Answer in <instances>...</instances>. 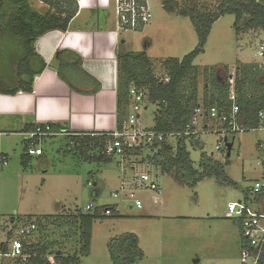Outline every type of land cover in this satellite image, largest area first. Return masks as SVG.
<instances>
[{"label": "rangeland", "instance_id": "rangeland-1", "mask_svg": "<svg viewBox=\"0 0 264 264\" xmlns=\"http://www.w3.org/2000/svg\"><path fill=\"white\" fill-rule=\"evenodd\" d=\"M164 1L169 2V7L170 2H175L179 9L215 13L227 0H147L152 15L150 22L143 31L127 32L124 39L132 51H142L144 42L150 43L147 52L158 80L165 78L162 64L166 59H182L198 44L190 19L179 15L172 6L164 9ZM245 21L243 17L238 23V34L234 15L226 14L212 25L203 53L193 61L199 98L207 82L204 74L210 76V68L215 69V76L225 80L224 68L233 71L237 65L262 62L258 52L264 48V29H244ZM9 53L10 47L2 45L0 62H6ZM190 80L187 78L180 85L181 93L191 86ZM154 114L155 108L148 106L142 112L143 125L152 126ZM21 127L15 118L0 119V154L8 159L0 170V242H5L7 248L13 240L20 241L22 246L39 241L47 245L48 258L53 264H56L55 256L71 257L75 251L78 264H112L108 241L123 233H133L143 252V258L135 264H243L246 261L239 227L225 218V211L229 203L242 199L255 181L262 180L264 125L231 136L233 146L228 158L227 152L214 150L217 138L214 134H203L195 143H186L192 171L160 174L156 180L160 194L137 192L140 209L126 200L123 192L118 198L112 196L129 175L127 169L123 171L119 166L118 157L104 161L93 151L89 158H83L72 152L73 145L66 138L57 135L43 137L39 144L35 143L34 147L41 149V157L23 159L28 134ZM170 145L175 150V141ZM148 154L145 149L143 156L148 158ZM210 154L224 164L228 181L214 174L202 175V156ZM200 174V181L193 185L192 179ZM87 205L93 209L87 211ZM107 206L115 209L113 215L92 222L89 253L80 256L75 216L93 214L96 210L104 216ZM148 213L158 217H146ZM49 217L55 219L46 220ZM17 260L7 257L0 264H16Z\"/></svg>", "mask_w": 264, "mask_h": 264}, {"label": "trees", "instance_id": "trees-1", "mask_svg": "<svg viewBox=\"0 0 264 264\" xmlns=\"http://www.w3.org/2000/svg\"><path fill=\"white\" fill-rule=\"evenodd\" d=\"M50 7L46 14H40L33 10L28 0H0V48L8 45L15 54H18L17 61L19 80L22 83L11 90L9 93L15 95L18 91L25 93L32 92L33 80L45 67V64L35 55L33 43L42 35L49 31H65L69 22L77 12L76 0H43ZM171 8L176 10L179 15L188 17L193 25L198 44L197 47L182 59L168 58L163 62L167 82L158 80L151 67V61L146 53L127 52L118 49L117 52V112L120 116L117 128L121 127L122 121L128 113L129 89L134 86L138 89L146 90L148 98L156 104L153 117V130L159 133L182 132L185 125L189 122L193 110L198 106L209 107L215 105L225 109L230 107L228 101V87L222 78L215 76V69L210 68L209 74H204L206 83L202 91L201 98L198 97L196 88V67L193 65L194 59L203 53V47L210 34L212 25L226 14L234 15V28L238 34V23L244 18V29H264V0H248L247 2L236 3L234 0H227L218 7L215 13H200L194 9H179L177 4L170 2ZM169 2H163V8L171 9ZM65 56H71V62L63 61ZM54 61L58 63L56 67L57 75L65 81L71 88L81 92L79 86L91 85L93 89L88 91L94 93L99 90V85L88 74L81 69V59L69 51H57ZM250 65V64H249ZM247 64L237 65L235 74V92L239 107V117L244 126L257 129L264 125V120H260L258 114L264 112V72L258 64L249 66ZM67 69L71 72L68 73ZM224 76L227 77L228 70L224 68ZM227 70V71H226ZM191 79L189 88L180 92V85L185 79ZM88 81V82H87ZM83 91V90H82ZM24 132L45 133L55 137L58 134L65 135L70 145H73L72 152L77 153L83 158H89L91 152H97L98 159L111 160L113 158L104 155V147L111 137L105 134H78L71 135L64 126L48 125H24ZM37 140V139H36ZM27 140L25 157H30L27 153L31 141ZM41 141V139H40ZM196 139L180 138L175 142V150L166 142L161 144L160 150L152 156H148L155 166L160 167L161 174L174 171L191 172L192 163L186 151V143L193 144ZM217 152H227L221 150ZM228 158V157H227ZM202 175L215 176L228 181L224 173V164L214 158L213 154L203 155L201 161ZM201 174L193 178L191 183L195 185L201 179ZM248 192V191H247ZM246 192V193H247ZM264 194L257 198L262 199ZM110 216H101L96 210L93 214H79L75 216L77 222L78 240L80 256H87L90 248L92 222L99 217H111L114 212L113 207ZM72 217V216H71ZM55 219L52 217L46 218ZM34 225V224H32ZM35 226V225H34ZM0 251L7 253L8 248L5 242H0ZM107 251L112 264H135L143 258V252L139 247L138 237L133 233H123L111 238L107 243ZM47 245L43 242L30 243L22 246V256L18 258L16 264H53L48 258ZM75 251L71 257H56V264H78L79 258ZM26 257L22 260V257ZM264 264V257L261 259Z\"/></svg>", "mask_w": 264, "mask_h": 264}, {"label": "crops", "instance_id": "crops-1", "mask_svg": "<svg viewBox=\"0 0 264 264\" xmlns=\"http://www.w3.org/2000/svg\"><path fill=\"white\" fill-rule=\"evenodd\" d=\"M28 3L40 14L51 11L43 0H28ZM76 3L77 12L65 31H49L33 43L34 53L45 67L35 75L31 93L21 90L15 95L9 93L24 79L18 74L19 55L10 48L5 64L0 62V119L15 118L22 131L24 125L54 124L66 127L71 135L102 134L116 129L121 119L117 112V52L119 48L141 51L129 50L124 39L129 31L118 27L115 0H76ZM145 26L135 31H143ZM149 46L148 41L144 42L142 51L151 61ZM57 51L77 55L81 69L95 80L99 90L89 93L93 89L91 85H77L79 92L63 81L56 72ZM63 61L69 63L72 57L65 56ZM146 217L158 216L148 213Z\"/></svg>", "mask_w": 264, "mask_h": 264}, {"label": "built area", "instance_id": "built-area-1", "mask_svg": "<svg viewBox=\"0 0 264 264\" xmlns=\"http://www.w3.org/2000/svg\"><path fill=\"white\" fill-rule=\"evenodd\" d=\"M115 13L118 27L125 31H135L144 27L152 18L147 0H115ZM258 55L263 59L261 63H257L258 67L264 72V48L260 49ZM235 74L236 67L233 71H228L224 80L227 83V98L230 102L228 111L215 105L209 107L198 105L182 132L159 133L153 130V125L150 127L143 125L142 112L146 111L148 106L154 108L157 106L149 100L146 90L134 86L129 89L128 113L121 127L102 133L111 137L104 147V155L110 158L118 157L119 166L123 171L127 169L129 172L127 178L121 182L119 191L112 194L113 198H118L123 192L126 200L131 201L137 209H140L142 205L137 192L151 191L160 194L161 189L156 180L161 174V169L145 158L147 155L143 156L145 149L150 152L148 155L152 158L160 150L162 143L170 144L171 141L176 142L180 138L198 139L203 134H214L217 136L214 150L216 152L222 149L227 151L229 143L233 146L231 136L254 130L244 126L238 116ZM160 81L167 82L168 77L165 75V78ZM258 116L260 120H264V112H260ZM46 136L49 135L30 133L28 140L37 139V144H39L40 139ZM32 141L27 153L30 156H40L41 149L35 148ZM7 163V156L0 154V170ZM261 194H264V172L262 180L255 181L245 196L236 202L229 203L225 211V218L232 220L239 227L247 255L243 264H261V259L264 257V197L257 198ZM156 200L157 196L153 198V202L156 203ZM85 209L90 211L93 206L87 205ZM111 214L110 208L104 211L105 216ZM34 228L35 226L31 225V229ZM21 256L22 244L18 240L11 242L7 253L2 254L0 251V261L7 257L20 258Z\"/></svg>", "mask_w": 264, "mask_h": 264}, {"label": "water", "instance_id": "water-1", "mask_svg": "<svg viewBox=\"0 0 264 264\" xmlns=\"http://www.w3.org/2000/svg\"><path fill=\"white\" fill-rule=\"evenodd\" d=\"M231 149H232V143H229L227 145V157H229V152L231 151Z\"/></svg>", "mask_w": 264, "mask_h": 264}]
</instances>
